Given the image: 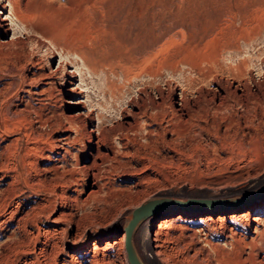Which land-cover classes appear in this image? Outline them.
Returning a JSON list of instances; mask_svg holds the SVG:
<instances>
[{
  "label": "rangeland",
  "instance_id": "rangeland-1",
  "mask_svg": "<svg viewBox=\"0 0 264 264\" xmlns=\"http://www.w3.org/2000/svg\"><path fill=\"white\" fill-rule=\"evenodd\" d=\"M21 2L22 18L28 24L26 28L22 27L21 21L14 20L8 1L0 0V19L6 16L4 21L9 26L7 29L0 27V38H10L14 33L18 36L13 43H0V243L11 242L17 235L16 219L27 217L35 199L53 197L58 203L56 214L60 211L63 192H68L64 186L66 176H69L65 173L66 168L79 176V191H75V195H83L91 189V183L85 182L86 175L79 171V165L89 163L92 156L80 155L77 163L75 158L70 160V156L66 164L61 159L66 148L77 152V148L84 145L80 139L74 142L78 122L71 119V123L69 119L77 109L84 110V116H87L86 111L93 116L89 127L118 129L119 125L133 121L138 106L147 103L151 95L157 99L163 96L167 102L164 107H168L171 116L172 84L184 86L187 78H194L195 65L205 67L214 62L217 65L219 61L218 64L226 68L238 62L243 66L246 64L244 67L251 72L253 91L258 97L255 104L256 133L260 134V137L257 135L258 146L233 157L231 148L224 152L221 147L209 146L207 141L211 140L206 135V141L182 139V142H171L173 145L164 143L157 139L172 137L169 130L160 135L150 134L148 120L137 115L136 127L139 128L118 130L121 135L125 134L122 137L132 138H128V148L122 158L124 165L119 169L108 162L100 165L105 180L111 179L115 187L128 193L131 190L132 197L128 198L125 191L121 198L112 195L107 210L102 202L94 207L79 206L74 212L79 223L65 232L64 250L56 262L130 264L122 238L125 232L119 234V231L127 212L147 197L156 194L233 196L264 184V0ZM234 42L236 46H230ZM75 51H85L89 56L87 62ZM59 62L61 68L56 75L49 76L50 69ZM161 63L164 66L175 63L180 69L172 72L163 68L153 84L148 69H156L158 64L162 67ZM75 67L81 72L76 75L74 84L80 90L74 97L81 98L84 106H76L68 100L74 99L69 92L58 91L47 83L49 77L60 81L65 71ZM200 84L202 82L196 86L200 87ZM155 85L163 90L161 95ZM209 85L203 83L205 88ZM189 88V95L197 97L195 88ZM174 89L177 94L180 92L179 88ZM16 90L18 94L13 95ZM147 106L152 113L154 108ZM166 120L165 126L171 127L170 118ZM154 125L156 123L150 128ZM113 139L119 145L118 136ZM263 205L264 195L256 194L247 196L235 206L220 208H230L225 214L238 216L240 211L254 208V214L259 213L264 220ZM188 208L198 213H179L182 216L177 217L183 210L167 209L138 225L135 242L147 264H227V261L228 264H264V244L254 257L249 255L251 250L247 246L257 234L256 224L250 226L240 216L234 225L241 243L234 246L230 245V231L219 225V217L224 213L204 210L200 206ZM170 216L176 218L165 222L159 230L158 223ZM206 221L212 226L204 223ZM229 224H232L231 220L222 223L223 226ZM38 226L46 232V229L61 228L64 224H54L43 218L38 224H28L27 229L36 232ZM257 226L263 229L264 223ZM76 231L82 234L79 242L68 244ZM206 238L210 242L207 243ZM27 241L23 246L27 252L14 254L15 264H36L34 254L28 251L34 246L38 250L39 242L32 241L28 234ZM87 248L86 255L71 261V254L83 255L79 251ZM192 253L196 257L193 258ZM40 258L42 264H51L47 258Z\"/></svg>",
  "mask_w": 264,
  "mask_h": 264
},
{
  "label": "bare ground",
  "instance_id": "bare-ground-1",
  "mask_svg": "<svg viewBox=\"0 0 264 264\" xmlns=\"http://www.w3.org/2000/svg\"><path fill=\"white\" fill-rule=\"evenodd\" d=\"M7 1L10 4L11 14L13 15L14 20H16L17 22L21 21L22 27L26 28L28 24L22 18V12H23L22 8L23 7H22L21 0H7ZM5 4L2 3L1 5L4 6ZM5 19H7L6 16L0 19V27L7 29L9 28V26H7V22L4 21ZM17 38L18 36L15 35L14 33V35L11 36L10 38H6V37L0 38V43L1 44H4V43L8 44L11 42L13 43ZM230 46H236V43L235 42L234 44L231 43ZM75 53L78 56H80L84 62L85 61L87 62L89 56L85 51H75ZM217 61L218 60H216V62ZM218 63L217 65H214L215 64L214 62V64L211 63L208 66L205 65V67H201V66L198 67L196 65L195 67H193L195 63L192 62L193 65L191 67H193V69H195V72H196V75L194 76V78L193 76H191L190 78H187L186 80L187 82L185 83L184 86H182L181 84L177 87V84H172L173 86L171 87V89H173V92H172L173 99L169 102V104L173 105L171 109L177 115L172 112L170 116L168 112L169 110L167 109L168 107L167 108L164 107L165 106L164 104L167 102H165L163 96L162 97L160 96V98L157 99L151 95L149 96V101L147 103L142 102V104L138 106V111L134 113L136 117L133 119V121H128L126 123H123L122 125H119L120 127H118V129L108 128V127H103V126H100L99 128L89 127V123H91L93 116L90 115L89 111L88 113L86 111L87 116H84L82 114L84 113V110L77 109L70 116L69 119H70V122H71V119L75 122H78V125H77L78 128L76 126V129H77L76 131L79 135L76 134L77 137L74 138V142L80 139L84 145L81 147H78L77 152L72 150L73 153L71 149L66 148L65 149L66 153L62 155L61 159L62 161H64V164H66L68 163V160H69L68 156H70V160L75 158L76 159L75 161L77 163L79 161L80 155L87 156L90 154L92 156L90 162L80 164L79 171L83 172L84 175H86L85 182L87 181L88 183L89 182L91 183V189L87 193L85 192L82 193L83 195H79V194L75 195L74 192L79 191L78 189L79 176L75 175L74 172H72L69 168L65 167L66 168L65 173H67V175L69 176L68 177L66 176L64 186L68 189V192L66 191L63 192L64 196L62 199L64 200L60 205V211L56 214V208L58 206V203L53 197H52L53 199L49 197L35 199L31 207L32 208L30 212L31 214L28 212L27 217L25 216V217H22V219H16L15 228L17 230V235L13 238L11 242L5 241V242L0 243V264H15L16 259L14 260V254L15 253L17 254L18 252H22L24 250L23 246L28 243L27 234L30 235V237L32 238V241H34L35 243L39 242V245H40L38 250L34 246L32 250L28 251L34 254L33 257L36 258V264H42L40 257L47 258L49 263L51 264L52 262H55V264H58L56 262V259H57V256L61 254L62 251L64 250L63 249L64 244L62 245V243H64L65 232L69 230L70 228H73L75 226L77 227V223H79L77 222V220H75V214H74V212L78 209L79 206H80L79 208L81 207L83 208L86 205L94 207L95 205L102 202L103 205L105 206L104 208L107 210L108 208L107 205L109 206L112 203L110 202V200L112 201L113 199V198L111 199L112 195L117 196L118 198H121L120 196L121 193L125 191L128 198L132 197V194H131L132 192L130 189H128V191L130 190V192L128 193L125 189L115 187V184L110 181L111 179L107 181L105 180L106 176L103 175L102 173L103 171L101 172V166H102L101 164L108 162L116 169H119L122 165H124L122 158L124 154H126L125 150H127L128 148L127 146H128L129 136L126 134L127 135L126 137H122L123 134L121 135L118 130L123 129V128H132V129L139 128L140 126L136 127L137 125L136 123H138L137 115H139V117H142L144 120H148V123H149L148 131L150 134L155 133V134L160 135L161 132L164 133L167 130H169V132L173 135V136L171 135L172 137H169V138L161 137L157 139L158 141L161 140V142H164V143H171V142L178 143L182 139L194 140V141H197L200 139L201 141H206V138H204V136L206 135L208 136V139L211 140V141H207L209 146L211 145L214 148L221 147L224 150V152L226 148L227 149L231 148L232 152L231 151L230 152L232 153L231 155L233 157H236L235 154L237 153H241V152L245 153V152H248L249 150H255V148L259 144L258 136L260 137V134L258 135L256 133L257 125L255 124L257 122L255 123V119H257L256 118L257 115L255 112V104H256V99L258 97H256L255 95L256 92L253 91V87H252L253 79L251 77V72L250 70H248V68L244 67L246 64L243 66L239 62L238 64H234V65L229 64V66L227 65L228 67L226 68L222 67V65ZM173 64L172 66H167L168 63L166 66L162 64V67H160L158 64L157 66L158 68L156 67V69H153L152 67L151 69L149 68L150 70L148 69V72L145 70L151 78V83L154 80L156 81L158 76H161L163 68L169 69L172 72H174L177 69H180L179 67L180 65L176 64L178 66H175V63ZM61 66H62V63L59 62V64L57 63L55 68L52 67L50 69L49 76L56 75V72L58 71V69L61 68ZM75 68L69 71H65L63 73L64 74L63 78L60 81L55 79V77L53 78L49 77L51 79L48 80L47 83L49 84L50 87L55 88L58 91L69 92L71 96L74 97V94L80 90L79 86L74 84L76 75H78V73L81 72L78 69V67H75ZM243 77L245 79H243ZM200 82H202V84H200L201 86L199 87L198 85ZM204 82L206 84L210 83L209 86L211 87L209 86H207L206 88L205 86L203 87ZM196 83L198 84L197 86H196ZM213 84H216V86H212ZM156 86L157 85H155V87ZM188 87L195 88L196 93H198L197 97L194 96L195 97L194 98L193 96L189 95L190 93L187 90ZM156 88H158L159 93L161 95L163 90L158 86ZM174 88H179L180 92L177 94V89H174ZM16 93H17V90L14 92L13 95H16ZM191 97H193L194 99L191 100ZM68 100L76 103V106H84V103H81L83 102L81 98L74 97V99H68ZM147 105H149L151 108H154L152 113L148 111ZM239 107H241V109H239ZM167 118L168 119L170 118L171 120L169 121L171 122L170 123L171 127L165 126L164 121H168L166 120ZM174 118L175 120H173ZM153 123L154 124L156 123V125L150 128V125H153ZM139 125H140V122H139ZM73 127H74V124H73ZM160 129L162 131H160ZM114 132H115V137L118 136L119 138L118 139L119 145H117L116 142L114 141L113 138L115 137H112V134ZM65 138L67 139V142H70L69 136H66ZM155 138H156V135H155ZM0 155H1V152H0ZM52 168L55 169V166H52ZM47 169L50 170L51 168L48 167ZM257 195L259 196L264 195V187L258 191ZM247 199H250V198L248 197ZM251 199H254V198H251ZM228 205L229 204H227L226 202L221 203L219 201H216L211 206L204 208V210L211 209V210H214V212L224 213L221 216L219 215L220 216L219 225L221 224L220 225L221 227L228 229L230 231V234H229V237H231L230 245L233 244L234 246H237V244L239 245L241 243V237L237 234L236 226L234 225L238 223L237 220L238 218H240V216H242L244 218V221L249 223L250 226H253L254 224H256V226L255 225L254 226L257 230V234L256 236L252 237V240H251L252 242L248 243L247 245V243L243 241L244 245H247L250 247L251 252H249V255L251 257H254V255H256L259 252V249L264 244V227L262 226L263 229L261 228L258 229V226H257L260 224L262 225V223H264L263 217H261L259 213L254 214L255 212L253 211H255V209L254 208L252 209L250 207L240 211L239 216L234 213L225 214L226 210L230 208H220V207H229ZM191 206H195V205H191ZM179 209L183 211L178 212V214L176 215L177 217H181L182 214H185V213H188L191 215L196 214V212L198 213V211H196L195 209H191L188 207L186 208L182 207ZM256 212H260V211H256ZM179 213H182V214H179ZM43 218L49 222H53L54 224L63 223L64 227H61V228L55 227L53 229H46V232L44 231L45 233L41 231V228L39 229V226L36 232L29 231L27 229L28 224H34V223L38 224V221H41ZM171 218H176V217L170 216L168 218L162 219L158 223L159 230L162 228V225L165 222L169 221ZM228 220H231L232 224L223 226L222 223H225ZM209 222L210 221H206L204 223H206L207 225H211ZM159 230L156 232L158 233ZM76 236H78V238H76ZM225 236L228 237V234L225 233ZM81 237H82V234L79 233L78 231L75 237L71 238V241L70 242L67 241V243L74 244L76 242H79L78 240ZM122 238L125 240L126 235L124 234ZM207 241L208 239L206 240V242ZM256 241H259L260 243L258 244ZM208 242H210V240ZM199 248H201V246H199ZM87 250L88 248L79 251V253L83 255H76L74 253L71 254V259H72L71 261H74L78 257H83L84 255H86L85 253ZM23 252H27V250L25 249ZM197 252H199V250ZM193 253H196V251H194ZM197 254H200V253H197ZM194 255L195 254H193V258L196 257ZM228 259H226V261ZM197 260L199 261L200 259H197ZM230 261L232 262V259ZM91 262L93 263V261ZM227 262L229 263V261ZM193 263H196V262H193ZM29 264H32V263H29Z\"/></svg>",
  "mask_w": 264,
  "mask_h": 264
},
{
  "label": "water",
  "instance_id": "water-1",
  "mask_svg": "<svg viewBox=\"0 0 264 264\" xmlns=\"http://www.w3.org/2000/svg\"><path fill=\"white\" fill-rule=\"evenodd\" d=\"M261 187L251 190L249 192L233 195V196H220V197H179L171 196L167 194H156L144 199L139 205L132 207L126 214L119 234L125 232V250L127 258L130 264H147L135 242V232L138 225L159 211L167 209H177L191 207V205H197L202 208H207L211 206L214 202H226L229 207L240 204L243 199L249 195H256Z\"/></svg>",
  "mask_w": 264,
  "mask_h": 264
},
{
  "label": "trees",
  "instance_id": "trees-1",
  "mask_svg": "<svg viewBox=\"0 0 264 264\" xmlns=\"http://www.w3.org/2000/svg\"><path fill=\"white\" fill-rule=\"evenodd\" d=\"M144 258V257H143ZM145 260V259H144Z\"/></svg>",
  "mask_w": 264,
  "mask_h": 264
}]
</instances>
